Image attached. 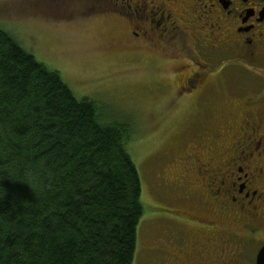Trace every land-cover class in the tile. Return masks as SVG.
<instances>
[{"label": "flooded vegetation", "instance_id": "flooded-vegetation-1", "mask_svg": "<svg viewBox=\"0 0 264 264\" xmlns=\"http://www.w3.org/2000/svg\"><path fill=\"white\" fill-rule=\"evenodd\" d=\"M92 9L125 24L130 54L148 59L167 109L190 107L200 125L165 149L172 169H156L164 205L152 207L161 232L152 264H255L264 247V0H103Z\"/></svg>", "mask_w": 264, "mask_h": 264}, {"label": "trees", "instance_id": "trees-1", "mask_svg": "<svg viewBox=\"0 0 264 264\" xmlns=\"http://www.w3.org/2000/svg\"><path fill=\"white\" fill-rule=\"evenodd\" d=\"M136 133L0 28V264H132Z\"/></svg>", "mask_w": 264, "mask_h": 264}, {"label": "rangeland", "instance_id": "rangeland-1", "mask_svg": "<svg viewBox=\"0 0 264 264\" xmlns=\"http://www.w3.org/2000/svg\"><path fill=\"white\" fill-rule=\"evenodd\" d=\"M99 1L86 0V5L94 7L103 0ZM84 2L0 0V28L37 61L57 71L77 98L106 106L112 116L135 127L127 151L140 177L143 215L132 264H152L153 231L161 235L152 221V207L164 205L155 195L156 169L166 162L164 170H171L165 149L186 143L183 134L198 131L200 125L190 107L175 113L167 109L148 59L130 54L125 24L112 15L83 17Z\"/></svg>", "mask_w": 264, "mask_h": 264}, {"label": "water", "instance_id": "water-1", "mask_svg": "<svg viewBox=\"0 0 264 264\" xmlns=\"http://www.w3.org/2000/svg\"><path fill=\"white\" fill-rule=\"evenodd\" d=\"M255 264H264V247L257 254Z\"/></svg>", "mask_w": 264, "mask_h": 264}, {"label": "bare ground", "instance_id": "bare-ground-1", "mask_svg": "<svg viewBox=\"0 0 264 264\" xmlns=\"http://www.w3.org/2000/svg\"><path fill=\"white\" fill-rule=\"evenodd\" d=\"M206 68V67H205Z\"/></svg>", "mask_w": 264, "mask_h": 264}]
</instances>
